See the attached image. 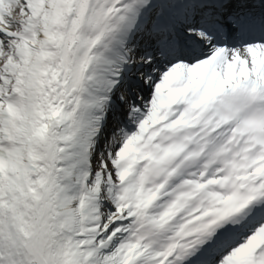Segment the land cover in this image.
<instances>
[{"label":"snow or ice","instance_id":"obj_1","mask_svg":"<svg viewBox=\"0 0 264 264\" xmlns=\"http://www.w3.org/2000/svg\"><path fill=\"white\" fill-rule=\"evenodd\" d=\"M0 264H264V0H0Z\"/></svg>","mask_w":264,"mask_h":264}]
</instances>
